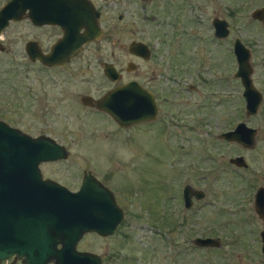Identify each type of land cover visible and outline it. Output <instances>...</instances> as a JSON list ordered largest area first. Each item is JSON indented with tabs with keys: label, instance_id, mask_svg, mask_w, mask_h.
<instances>
[{
	"label": "rangeland",
	"instance_id": "1",
	"mask_svg": "<svg viewBox=\"0 0 264 264\" xmlns=\"http://www.w3.org/2000/svg\"><path fill=\"white\" fill-rule=\"evenodd\" d=\"M104 3L98 9L101 41L62 67L30 62L23 49L36 41L46 50L58 36L53 29L22 19L10 23L0 39V120L62 144L67 157L44 164V173L75 189L82 170H88L123 210L118 232L127 240L122 259L120 245L119 259H113L111 241L94 234L85 235L76 249L97 254L101 264H264L258 236L264 220L253 211V193L264 186V19L249 16L264 0H94L96 8ZM213 17L227 21L226 38L213 36ZM109 38L159 41L157 53L136 70L151 85L159 73L161 87L166 75L170 79L174 58L168 52L178 40L185 52L176 58L177 76L186 82L183 86L191 83L195 89L177 90L172 107L160 98L155 121L121 130L79 101L84 93L97 97L112 85L96 63L110 61V52L120 54ZM234 38L250 52L252 83L262 96L249 117L243 113L242 88L232 77ZM85 58L91 60L88 67L80 64ZM166 92L162 89L160 96ZM240 121L258 128L251 149L216 137ZM236 155L243 157L245 168L227 162ZM184 184L204 193L188 213L180 198ZM197 236L218 237L220 247H194L191 239Z\"/></svg>",
	"mask_w": 264,
	"mask_h": 264
},
{
	"label": "water",
	"instance_id": "2",
	"mask_svg": "<svg viewBox=\"0 0 264 264\" xmlns=\"http://www.w3.org/2000/svg\"><path fill=\"white\" fill-rule=\"evenodd\" d=\"M98 11L89 0H7L0 7V39L12 22L28 20L33 26L56 25L61 36L43 53L37 42L24 44V53L30 62L44 66L66 63L83 45L98 40L102 34L98 24ZM252 20L263 22L264 5L254 8L249 14ZM213 36L223 39L228 36L225 19H211ZM264 26V23H263ZM3 50L0 44V51ZM128 53L146 56L142 42L132 41ZM235 70L232 74L242 88L244 116L256 113L261 94L251 79L250 52L242 42L234 38L231 44ZM127 70H133L128 64ZM106 78L115 82L117 73L109 63L102 64ZM140 95L143 101H140ZM90 97H82L88 105ZM93 106L105 112L118 126L127 127L139 122L153 120L156 107L148 92L142 91L131 81L116 86ZM256 129L245 122H237L232 129L218 133L217 137L244 149H251L255 142ZM64 147L47 136L31 137L0 120V264L12 254L24 264H100V257L89 252H78L76 242L86 232L107 236L121 222L123 212L116 204L113 193L90 171L85 170L75 192L49 180H41L38 164L64 159ZM237 168L247 165L242 156L228 159ZM200 198L202 192L184 186L182 198L188 207L189 197ZM253 211L264 220V189L258 187L253 195ZM260 253L264 255V229L258 233ZM194 246L199 248L219 247L217 237H195ZM59 245V248H56Z\"/></svg>",
	"mask_w": 264,
	"mask_h": 264
},
{
	"label": "flooded vegetation",
	"instance_id": "3",
	"mask_svg": "<svg viewBox=\"0 0 264 264\" xmlns=\"http://www.w3.org/2000/svg\"><path fill=\"white\" fill-rule=\"evenodd\" d=\"M92 4H93V6L95 7V9L98 11V24H99V26H100V29H101V31H102V34H101V36H100V38L98 39V40H93V41H91V42H88V43H86V44H84L83 45V47H82V49L81 50H79L74 56H72L71 58H69L68 59V61L66 62V63H63V64H61V65H54V66H44V65H42L43 67H45V68H51V67H62L63 65H65V64H67V63H69L70 61H72V60H74V59H79V58H81V56H82V53L83 52H85L86 51V49H88L90 46H92V45H98V43L101 41V39H102V37H103V29H102V26L100 25V21H101V18H102V16H101V13H100V11L98 10V9H100V10H102V8L106 5V4H108V3H104V4H101L100 5V8H96V6L94 5V0H89ZM103 2H105L106 0H102ZM142 1H144V0H142ZM31 24V23H30ZM32 25V24H31ZM33 26V25H32ZM36 27V26H35ZM40 27H48V28H50V29H53V30H55V31H57L58 32V36H57V38L51 43V45L61 36V29H60V27L59 26H56V25H45V26H40ZM40 27H38V28H40ZM109 40V42L112 44V45H116V47H117V49H118V52L120 53V54H117V55H114L113 54V52H110V55H111V60L110 61H107V60H98V61H96V63H97V65L99 66V68H100V70H101V72H102V74H103V76L105 77V75H104V73H103V71H102V64L103 63H109V64H111L113 67H114V69H115V71H116V73H117V75H118V77H117V80L115 81V82H112V81H110L108 78H106L105 77V79H107V80H109L111 83H112V85H111V87L109 88V89H107V90H105L104 92H102L101 94H100V96H97V97H93V96H91L89 93H84V94H82V95H80V97H79V101H80V103L84 106V107H86V108H88V109H90L91 111H93L95 114H105V115H107L105 112H101V111H99V110H97L94 106H93V100H95V99H98V98H100L104 93H106L108 90H110V89H112V88H114V87H116V86H120V85H123V84H126V83H128V82H131V81H133V82H135L137 85H138V87L142 90V91H144V92H148L149 94H150V96H151V98H152V101H153V103H154V105H155V107H156V115H155V117H154V119L153 120H150V121H144V122H139L138 124H141V125H145V124H149L150 122H153V121H155L156 119H157V117H158V113H159V106H160V101H159V99L161 98L162 99V102L163 103H167V105L168 106H175V104H177V102H176V99H177V97H172L173 95H176V93H177V90H181V91H185V92H188V91H192V90H194L195 89V87L193 86V85H190L191 83H187V85H184L183 86V84H185L186 82L184 81V79L182 78V79H180L178 76H177V73H176V70H177V68H179V67H177L176 66V64H178L179 62H178V60L176 59L177 57H181V56H183L184 55V52H185V50L182 48V46L181 45H179L178 44V40H174L173 42H175L174 43V45L172 44V48H171V50L168 52L170 55H171V57L172 58H174V60H171V63H170V69H168L169 71H170V79H169V77L166 75L165 77H164V81H163V83H162V85H163V87H161V76H160V74L159 73H156L155 74V76H154V83H153V85H151V84H148L149 83V80H150V78L149 79H147L146 81H141L140 80V77L138 78L137 77V70L136 69H138V65H139V63L140 62H147V61H150V59L153 57V55L154 54H156L157 53V51H158V47H161V44L159 43V41H157V42H155V43H150V42H145V41H142V40H140V39H130L129 41H126V42H124V41H117V40H115L114 38H109L108 39ZM132 41H138V42H142L144 45H145V47H146V51H147V54H146V56H144V57H142V56H135V55H132V54H130V53H128V51H127V47H128V44L130 43V42H132ZM36 42V41H35ZM172 42V43H173ZM177 43V44H176ZM158 44H160V46L158 45ZM51 45L46 49V50H42L41 48H40V46H39V48H40V50L43 52V53H47L48 52V50H49V48L51 47ZM177 45L179 46V47H177ZM165 52H167L166 50H164ZM124 54V55H122V54ZM127 57V59H125ZM80 62V61H79ZM178 62V63H177ZM132 64L133 65V70H127V67H128V64ZM81 64V66L82 65H84L85 67H88L90 64H91V60H89L88 58H85V59H83L82 60V62L80 63ZM122 65H123V67H122ZM83 67V66H82ZM189 74V73H188ZM126 76H127V78H126ZM180 76V75H179ZM156 78V79H155ZM89 80V78H87L86 79V81H88ZM188 80V79H187ZM162 89H164V90H166V91H168V92H166L164 95H162V96H160V94H161V90ZM157 90H159V91H157ZM84 96H86V97H90V99H89V103H88V105H84L83 103H82V97H84ZM140 98H141V100L140 101H143V97L140 95ZM261 100H262V96H261ZM184 106L187 104V101H186V99H184ZM258 110V109H257ZM257 112V111H256ZM108 116V115H107ZM109 117V116H108ZM110 118V117H109ZM111 119V118H110ZM112 120V119H111ZM112 122L118 127V128H120L121 130H125V129H127V127H120V126H118L113 120H112ZM255 129H256V134H255V142H254V144L256 143V135H257V132H258V128H256V127H254ZM20 131V130H19ZM21 132V131H20ZM221 132H223V131H221ZM23 133V132H22ZM220 133V132H219ZM26 134V133H25ZM28 135V134H27ZM218 135V134H217ZM30 136V135H29ZM38 136H47V137H49L48 135H46V134H39V135H37V136H31V137H38ZM217 137V136H216ZM49 138H51V137H49ZM218 138V137H217ZM51 139H53V138H51ZM220 139V138H219ZM54 140V139H53ZM220 140H222V139H220ZM223 141V140H222ZM54 142H56V143H58L57 141H55L54 140ZM225 142V141H224ZM58 144H60V143H58ZM60 145H62V144H60ZM63 146V145H62ZM64 147V146H63ZM254 147V146H253ZM252 147V148H253ZM64 149H65V147H64ZM65 151H66V157H67V154H68V152H67V150L65 149ZM65 157V158H66ZM232 157H234V156H232ZM232 157H229V158H232ZM64 158V159H65ZM228 158V159H229ZM64 159H60V160H55V161H47V162H41V163H39L38 164V172H39V175H40V178H41V180H49V181H52V182H54V183H56V184H58V185H60V186H62V187H64V188H66L68 191H70V192H75L77 189H78V187L80 186V183H81V179H82V175H83V172L85 171V170H82V173H81V177L79 178V184L77 185V188H75V189H70V188H68V187H66L64 184H62V183H60L59 181H57L56 179H54L53 177H51L50 175H46L45 173H44V171H43V165L44 164H49V163H53V162H60V161H62V160H64ZM228 159H227V162H228ZM92 174V173H91ZM93 175V174H92ZM94 176V175H93ZM95 177V176H94ZM96 178V177H95ZM74 180H76L77 179V177H74L73 178ZM189 186L190 188H192V189H194L192 186H190L189 184H184L183 186H182V188H181V192H180V198H181V205H182V208H183V210H185V213H188L189 212V210L191 209V207H192V205L194 204V202H196V201H198V200H201L203 197H204V193L201 191V190H199V189H194V190H199V191H201L202 192V196L200 197V198H195L193 195H191L190 197H189V205H188V207H185L184 206V201H183V198H182V190H183V187L184 186ZM258 187H262L263 189H264V186H262V185H260V186H258ZM258 187H256V189L258 188ZM255 189V190H256ZM255 192V191H254ZM253 195H254V193H253ZM115 199V198H114ZM116 202V201H115ZM122 210V209H121ZM122 212H123V210H122ZM123 219V218H122ZM119 228H120V226H119V224L115 227V229H114V232L112 233V234H110V235H107V236H100V235H98V234H96L95 232H86V233H84L81 237H80V239L76 242V245H77V243L85 236V235H88V234H94L95 236H97V237H99V238H103V239H107V240H110L111 241V248H113L112 249V251H111V257H114L113 259H119V257H118V255L117 254H119L118 252V250H117V248H118V246L120 245L121 246V254H120V256H121V259L124 257V254H123V251H122V248H123V245L126 243V240H127V235L125 234V233H119L118 232V230H119ZM259 233V232H258ZM198 237V236H197ZM195 238V237H194ZM200 238H205V237H200ZM218 238V237H217ZM219 239V238H218ZM192 240L193 239H191V243H192ZM219 244H220V242H219ZM76 245H75V249H76ZM192 245H193V243H192ZM194 246V245H193ZM194 247H196V246H194ZM219 247H220V245H219ZM219 247H217V248H219ZM56 248H59V245H56ZM199 248V247H198ZM205 248H214V247H205ZM117 250V251H116ZM76 251H78V252H89V253H93V252H90V251H85V250H78V249H76ZM116 251V252H115ZM93 254H95V253H93ZM95 255H97V254H95ZM98 256V255H97ZM100 257V256H99ZM111 260V259H110ZM1 264H24L23 262H21V259H19V258H16L14 255H10L9 256V258L7 257V259H5V261L3 262V263H1ZM47 264H51V261H49V262H47ZM100 264H101V257H100Z\"/></svg>",
	"mask_w": 264,
	"mask_h": 264
}]
</instances>
